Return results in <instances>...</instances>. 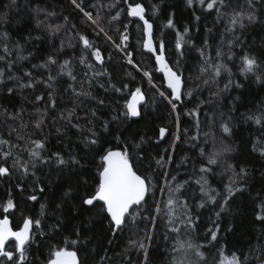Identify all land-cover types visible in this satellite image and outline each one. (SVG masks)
I'll use <instances>...</instances> for the list:
<instances>
[{
    "label": "trees",
    "instance_id": "1",
    "mask_svg": "<svg viewBox=\"0 0 264 264\" xmlns=\"http://www.w3.org/2000/svg\"><path fill=\"white\" fill-rule=\"evenodd\" d=\"M118 6L113 8L110 5L113 0H77L85 11L91 12L95 17L97 12L101 16L100 25L107 31L112 40L119 43V34L124 32V25H128L127 51L133 53L134 63L141 69L129 65L123 52L117 50L110 41H107L103 33L97 35L93 30L94 26L88 21L83 13L71 3V0H0V33L6 32L9 40L0 39V55L6 56V60L0 61V68L5 69L3 77L5 84L11 86L8 82V75L21 76L23 72L32 73L33 77L47 79L49 75L56 77L53 81V89L46 88L44 84L37 85L34 89H24L17 91L14 96H9L6 88L0 85L3 91H0V110L7 108L9 111H15L17 108H23L25 114L23 122L27 127H21L22 121L11 120L5 116H0V139H5L10 144L17 145L9 149L8 146L0 145V152L10 151L11 158L7 159V165L11 168L13 160L20 158L28 160V152L25 146L30 140L40 139L45 144L44 155L50 156L53 152H60L65 158L70 153L85 155V146L81 143L82 135L75 128H72L65 120L60 118L62 109H71L76 106V112L73 117V123H76V117H79V123L85 129L93 127L100 133L101 140L109 139L112 146L116 145L115 137L121 135V141L128 140V147L131 149L133 137L137 140L141 136L145 138L142 146L144 160L137 163L140 172L151 171V167L156 165L152 157H157L161 152H172L174 159L166 164L170 170L171 176L176 177V182L187 181L181 191L189 199V210L193 219L196 221L195 230L191 233H180L181 239L191 238L193 243L205 244L204 251L208 254L209 264L213 260V253L220 246H223L225 257H230L235 251L238 255L246 253L249 256L250 264H257V257L260 255V246L264 245V223L256 220V214L260 211L258 204L260 199H264V157H261L259 151H253L254 142L264 147V127L245 120L248 115H256L264 110V86L256 83L255 76L249 74L242 75L240 68L242 66L241 57L248 53L256 55L264 60V4L261 0H254L251 4V10L258 15L260 22L247 24L242 29L236 25L232 32H228L230 27L229 14L233 9L246 11L249 9L248 0H231L230 6L222 9L223 14H218L215 10H206L198 4L189 8L185 0H129V3H141L145 9L148 20L153 26V37L157 49L161 42L164 46V55L174 70L183 73L188 81V86L195 88L196 83L202 81L195 78L200 73V68L206 63L215 64L217 59L227 66L228 71H221V74L215 78L210 86H201L195 91L192 97L182 102H178V109L181 114L186 109H192L199 100L207 103L200 104L198 109L201 121V132H209V117H215L218 123L222 119H231V134L224 135L220 132L218 126L211 131L223 141V145L233 149L226 152L221 157V163L213 166L215 173L223 175L208 176L211 187L220 191L225 183L228 182L230 173H225V167L228 163L238 170L239 167H246L250 175L248 177L249 191L243 194H237L228 203L226 210L218 217L216 212L218 204L205 203L203 208H197L196 204L201 200L199 186L195 180L199 178L197 169L200 167L201 158L198 151L193 147V142L188 138L195 134L196 129L190 127L194 118L181 115V123L177 128L176 119L170 112V107L158 94L159 91H166L163 86L161 75L156 73V67L153 57L142 50L143 29L142 24L127 15L128 5L122 0H116ZM109 5V7H105ZM153 6L156 11L153 12ZM40 7L44 12L38 17L45 20V13H52L47 16L48 25H61L59 32L50 35L41 28H37L34 19L33 9ZM121 13L119 20L112 21L110 18ZM173 19L174 27H169L167 21L169 16ZM67 17V20H65ZM195 17H199L196 19ZM184 27H188V33L184 34ZM177 32L183 35L181 49H176ZM77 33L84 34L95 47L101 49L103 64H98L91 58V49H84L79 41ZM31 35L33 39L25 42L24 37ZM39 37V39H35ZM223 37V40H222ZM238 37V43L230 47L227 44L229 39ZM208 41L206 47H203L205 57L200 55V49ZM64 42L61 47V42ZM19 42L23 51L25 60H19L14 44ZM7 43L10 54L4 53L3 46ZM222 53L217 58V51ZM183 55H180V53ZM229 52L232 59L228 58ZM53 54L59 63L65 60L69 61V69L77 77L75 88L83 89L91 93V96H74L69 83H73L65 74H59L58 65L50 68H33V65L43 63L46 56ZM86 57L87 61L93 64L92 71L106 72V75L92 80L91 86L87 83L85 73L89 72L85 64L80 63V57ZM14 62L11 71H8L7 61ZM178 62V63H177ZM264 71V69H261ZM143 71H148L151 76V82L148 77L143 76ZM91 73L89 72V76ZM208 79V76H203ZM229 79L233 81L226 91L221 92L215 97H210V92L217 89H224ZM115 84L116 87H122L123 84L129 85V91L117 93L111 89L105 91L108 83ZM235 83H240V88L235 87ZM104 84L105 88L99 85ZM155 85V87H153ZM139 87L145 95V103L141 107L142 117L136 119L126 118L120 115L125 111L124 103L131 92ZM54 91L56 101L55 109H49L45 117L44 126L35 129L32 121L36 118L35 110H43L46 106L47 94ZM41 95L43 99L35 102V96ZM99 100L104 103L100 105ZM210 101V102H208ZM92 111L96 112V118L90 116ZM87 117V120L85 119ZM113 117L117 119L113 120ZM55 118V119H54ZM87 121H92L89 124ZM105 121L110 124L108 132H103L102 125ZM161 126H167L169 132L166 133L163 140L157 139L158 129ZM57 128L62 131L57 133ZM15 129V131H12ZM185 129H188V135H185ZM174 135L180 139L176 141L174 148L172 141ZM22 137V139H18ZM203 139V137H201ZM109 145L105 144L104 147ZM121 147L125 145L121 143ZM182 158L184 161L182 162ZM86 168L85 174L89 178L96 175V163L93 160V153L87 152L85 156ZM157 171H160L157 169ZM35 172V175H32ZM163 173L154 179H160L163 182ZM39 183L45 190L43 193L35 185ZM22 187H17V185ZM71 190L69 196L63 194L66 190ZM174 186V184H173ZM83 189L78 188L75 174L69 169H62L54 161L50 163H37L35 168L29 165V174L24 176L15 168L6 177H0V219L5 215L10 219L13 228H18L23 221L24 216L32 218L39 217L41 226L39 229L33 228L32 239L26 246V260L24 264H48L52 246L59 244L67 246L70 250L79 249L78 256L85 260V264H98L101 256L106 259L102 264H136L137 258L143 259V253L138 252L135 247L129 246V240H139L144 236L142 231L146 227V222L142 218L135 224H127L122 232L115 236L110 242L107 231V225L96 210L85 211L87 206L80 207V195ZM36 195L37 200H28V196ZM159 189H156V196L161 197ZM11 198L14 210L8 213L2 211V205ZM151 203V195L148 197ZM61 204L59 209L56 204ZM45 205L44 214L41 215V205ZM216 224L220 225L217 241L206 240L210 237V232L216 229ZM155 238L150 242L151 255L149 264H169L173 256L177 260L183 253H172L170 248L174 241H166L165 227L162 220L157 221ZM73 226H79L82 229L81 240L87 238L91 241L86 247L81 245H64L65 237L69 239V233ZM150 226V225H149ZM43 233V235H41ZM149 243V241H144ZM12 246H9L11 249ZM127 257V259H126ZM219 259L218 256L215 257ZM192 259H195L192 257Z\"/></svg>",
    "mask_w": 264,
    "mask_h": 264
},
{
    "label": "snow or ice",
    "instance_id": "2",
    "mask_svg": "<svg viewBox=\"0 0 264 264\" xmlns=\"http://www.w3.org/2000/svg\"><path fill=\"white\" fill-rule=\"evenodd\" d=\"M122 2L127 7V15L129 17H138L140 21H143V47L149 52H152L155 55L156 64L159 66L158 70L163 71L164 80L166 83V90H170L166 94V91H159V96L167 102V105L170 107V112L175 116L177 128H179L181 123V115L194 118V122L190 124V127H194L196 132L194 135L190 136L188 139L193 142V147L198 151V155L201 158L200 167L197 169L199 178L195 180V184L199 186V192L201 194V200L196 204L197 208H203L205 203H214L218 204V210L216 216L218 217L223 211L226 210V207L231 199H233L237 194H243L246 191H249L248 187V177L250 175L249 170L246 167H239L237 170L233 164L228 163L225 167V173H230L228 176V182L224 184L223 189L217 191V189L211 187L209 183L208 176L212 175H223L221 173H215L213 166L219 165L221 163V157L226 152H231L233 149L223 145V141L220 140L212 131V128L218 126L220 132L224 135L231 134V119H222L218 125L215 122V117H209V132H201V121L199 118V107L200 104L207 103L204 100H199L196 106L192 109H186L183 114L179 112L178 102L182 104L184 100L189 97H192L195 94V91L200 89L201 86H210L212 82H215V78L221 74V71H228L227 66L222 64L219 59L215 64L210 62L206 63L204 67L200 68L201 75L197 76L195 79L202 81L201 83H196L195 88L188 86V81L184 78L183 73L177 70H174L173 67H170L164 58V46L163 42L160 44L159 54H157V49L153 46V33H152V24L145 19V9L141 3H129V0H122ZM71 3L75 8L79 9L83 16L91 22V25L94 26L93 30L97 32V35L103 33L107 41H110L113 46L124 53L126 61L129 65L137 68L138 71L141 69L134 63L133 53L127 51V41L129 36L128 25L125 24L123 27L124 32L119 34V43H116L112 40V37L108 35L107 31L100 25L101 16L97 12L94 17L91 12L85 11L80 3H77V0H71ZM186 6L189 8L194 7V4L200 5L206 10H215L218 14H223L222 9H226L230 6L231 0H185ZM254 3V0H248L249 9L246 11H239L233 9L229 14V24L230 27L227 29L228 32H232L236 25H239L240 28H244L245 21L247 24H255L260 22L258 15L254 10H251V4ZM261 3L264 4V0H261ZM115 8L118 6L116 0H113V3L110 5ZM109 7V5H105ZM156 8L153 6V12L155 13ZM34 19L37 28L43 26V30L48 32L50 35L55 34L60 31L61 25H48L46 23L47 16L53 15L52 13H45V20H41L38 17L44 12V9L36 7L33 9ZM121 13L116 12L115 16H112L110 19L112 21L119 20ZM264 15V13H261ZM199 19V17H195ZM2 19V18H0ZM67 20V17H65ZM169 27H174L173 19L171 14L167 21ZM188 27H184V34L188 33ZM79 41L83 44L84 49H91V58L95 60L98 64H103V57L101 54V49L95 47L89 39L81 33H77ZM0 39L7 41L9 36L6 32L0 33ZM33 39L31 35L24 37L25 42ZM39 39V37H35ZM183 35L177 32V41L176 49L178 52L181 49V41ZM223 40V37H222ZM234 41L238 43V37H233L229 39L227 44L231 47L234 44ZM64 42H61V47H63ZM208 41L205 40V45L199 50L202 58L206 60L203 47H206ZM14 47L18 54L19 60H25L26 57L20 53L23 51V47L19 42L14 44ZM4 53L10 54V50L7 46V43L3 46ZM180 55H183L181 52ZM222 53L218 50L216 53L217 58L221 57ZM229 59H232V54L229 52ZM6 60V56L0 55V61ZM242 66L240 72L242 75L248 76L249 74L255 76L256 83L262 84L264 86V60H261L256 55H250L245 53L241 57ZM8 71H11V68L14 65V62L11 60L7 61ZM80 63L85 64L89 72H86L84 75L87 77V83L91 86L92 80L97 77L106 75V72H94L93 64L87 61L86 57H80ZM178 63V62H177ZM53 65H58L60 69L59 74H65L73 83L68 84V89L72 90L74 96H91V93L83 89V83L81 82V90L77 91L75 88V82L77 77L73 75L72 71L69 69V61L65 60L62 63L58 64L57 59L53 54L46 56L43 63L39 65H33V68H50ZM207 75L208 79H203V76ZM5 76V69L0 68V85H3L6 88V92L9 96H14L17 91H23L24 89H34L39 84H44L46 88L53 89V81L56 77L49 75L47 79H42L39 77H33L31 72L25 71L21 76L8 75V82L11 83V86H7L3 77ZM143 76L149 78L151 82V76L148 71H143ZM233 81L229 79L228 83L225 84L224 89H217L215 92H210V97H215L221 92L226 91L230 86H232ZM101 88H105L104 84L99 85ZM242 85L240 83H235L236 88H240ZM155 87V85H153ZM111 89L117 93L122 91H129V85L123 84L122 87H116L115 84L111 82L108 83L105 91ZM0 91H3L0 88ZM43 99L41 95L35 96V102H39ZM145 99L144 94L141 89L137 87L134 91L131 92V98L126 100L124 103L125 111L120 112L121 116L126 118L133 117H142V112L138 109L137 105ZM210 102V101H208ZM98 103L102 105L103 100H99ZM56 101L54 99V91H49L47 94L46 106L43 110L37 108L35 110L36 118L32 121L35 129H40L44 126L45 117L48 114L49 109H55ZM76 106L74 105L71 109H62L60 118L65 120L72 128H75L78 132L81 133L82 139L81 143L85 146V155L73 154L70 153L67 158H65L60 152H53L50 156L44 155L45 144L42 140H30L29 144L25 146V151L28 152L29 159L22 160L16 158L13 160L11 168L7 165V159L11 158L10 151L0 152V177H6L10 174L11 169L15 168L21 172L22 175L26 176L29 174V165L32 168H35L37 163L44 164L55 162L56 165L60 166L62 169H69L72 171L77 180L78 188L83 189L82 194L80 195V207L87 206L85 211L96 210V212L102 217L103 222L107 225V231L110 233L108 236L109 241L111 242L115 236L119 235L124 227L129 224H135L138 219L142 218L146 222V227L142 230L144 236L139 240H129V246L135 247L138 252L143 253V259L137 258L136 264H149V258L151 255V245L150 242L155 238V230L157 228V221L162 220L165 227V236L166 241L173 240L174 243L170 248L172 253H183L179 260L175 256L169 261V264H209L208 254L203 250L206 246L205 244H196L193 243L191 238L181 239L180 233L183 231L185 233H191L195 230L196 221L193 219L191 211L189 210V199L181 191L184 188L187 181L176 182V177L171 176V179H167L171 175L170 170L166 167L167 163H170L174 159V154L172 152H161L157 157H152L151 160H154L156 165L155 168H149L151 171L140 172L137 168V163H140L144 160L142 155L143 149L142 146L146 142L145 138L141 136L139 140L133 137L134 143H132L131 149L128 147L129 141H121V135H117L114 139L116 145L112 146V141L109 139L101 140L100 133L95 130L93 127L84 128L79 123V117H76L77 122L73 123V117L76 112ZM25 110L17 108L15 111H9L7 108L0 110V116H5L13 121L20 120L22 121L21 127H27V124L23 122V116ZM90 116L93 120L96 118V112L92 111ZM55 119V118H54ZM87 120V117H85ZM117 117H113V120ZM246 122L251 121L254 124L261 125L264 127V110H261L256 115H248L245 117ZM89 124L92 121H87ZM110 129V124L108 121H105L102 125L103 132H108ZM15 131V129H12ZM57 133H60L62 130L57 128ZM159 136L157 139L163 140L166 133L169 132L167 126H161L158 129ZM185 135H188V129H185ZM203 137V139L201 138ZM22 139V137H18ZM180 137L174 135L172 141V147L174 148L176 141ZM121 143L125 146L121 147ZM109 145L104 147V145ZM0 145L8 146L9 149L17 147V145L10 144L8 140L0 139ZM259 151L261 157H264V147L257 145L254 142L253 151ZM87 152L93 153V160L97 161L96 163V175L92 178H89L85 174L86 162L85 156ZM184 158H182V162ZM159 169L160 171H157ZM161 172L163 173V182L160 179H154L159 177ZM32 175H35V172H32ZM264 175V173H262ZM174 184V186H173ZM17 187H22L17 185ZM39 189L40 193L44 192V188L40 187L39 183L35 185ZM156 189H159L162 194L161 197L156 196ZM71 185H69V190L64 192V196L67 197L70 194ZM151 195L152 200L149 203L148 197ZM259 200L258 207L260 209L256 214V220L264 223V199ZM28 200L35 201L37 200L36 195L28 196ZM13 200L9 198L3 205L2 211L8 213L10 210L15 209ZM41 215L44 214L45 205H41ZM61 204H56V208L59 209ZM10 221L7 215L0 219V264H24L26 260V245L32 239L33 228L39 229L41 226V220L39 217L32 218L31 216H24L23 223L18 227L17 230L9 226ZM150 225V226H149ZM217 230H212L210 232V237H206V240L217 241L218 239V230L220 228L219 224H216ZM43 235V233H41ZM82 229L79 226H73V230L69 233L70 237H75L69 239L68 237L64 238V245H81L86 247L88 243H91L90 240L85 238L81 240ZM14 240V247L10 250L7 248L8 244ZM144 241H149L145 243ZM79 249L70 250L67 246H60L59 244L52 246L50 251V259L48 264H85V260L78 258ZM224 247L220 246L216 249V252L213 253V260L211 264H250L249 256L246 253H240L239 255L233 251L230 257H225ZM218 256L219 259L215 257ZM194 257L195 259H192ZM106 259L105 256L100 257L98 264ZM127 259V257H126ZM257 264H264V245L260 246V255L257 257Z\"/></svg>",
    "mask_w": 264,
    "mask_h": 264
},
{
    "label": "water",
    "instance_id": "3",
    "mask_svg": "<svg viewBox=\"0 0 264 264\" xmlns=\"http://www.w3.org/2000/svg\"><path fill=\"white\" fill-rule=\"evenodd\" d=\"M144 15H145V19L148 20V18H147V16H146V13H144ZM132 18L138 20V21L142 24V29H143V21H140L138 17H132ZM148 21L151 23L150 20H148ZM151 24H152V23H151ZM152 33H153V26H152ZM152 39H153V46H154V48L157 49L156 44H155V41H154V37H153V36H152ZM142 50H143V52H145L146 54H149V55H151V56L153 57V60H154V63H155V67H156V73L159 74V75H161L162 80H163V82H164V87H165V89H166V83H165V80H164V73H163V71L158 70V67H159V66L156 64L155 55H153L152 52H149V51H147L146 49H144V47H143V41H142ZM157 54H159V49H157ZM164 58H165V61L168 63V61H167L165 55H164ZM168 65H169V63H168ZM169 66H170V65H169ZM170 67H171V66H170ZM167 91L170 92V90H167ZM144 96H145V95H144ZM130 98H131V94H130V96L128 97L127 100H129ZM145 99H146V98H145ZM145 99H144L143 101H141V102L137 105V107H138V109H139L140 111H141V107H142V106L144 105V103H145ZM136 118H138V117H133L132 119H136ZM9 221H10V219H9ZM22 223H23V221L21 222L20 225H22ZM9 226L13 229V231H15V230L18 229V228H13L12 225H11V223H10ZM12 242H14V240H13ZM29 243H30V242H29ZM26 246H27V245H26ZM78 258H79V256H78Z\"/></svg>",
    "mask_w": 264,
    "mask_h": 264
},
{
    "label": "flooded vegetation",
    "instance_id": "4",
    "mask_svg": "<svg viewBox=\"0 0 264 264\" xmlns=\"http://www.w3.org/2000/svg\"><path fill=\"white\" fill-rule=\"evenodd\" d=\"M10 245H11L12 248H13V247H14V242H11V244H8V245H7V248H8V249H9V246H10ZM9 250H10V249H9Z\"/></svg>",
    "mask_w": 264,
    "mask_h": 264
},
{
    "label": "bare ground",
    "instance_id": "5",
    "mask_svg": "<svg viewBox=\"0 0 264 264\" xmlns=\"http://www.w3.org/2000/svg\"><path fill=\"white\" fill-rule=\"evenodd\" d=\"M163 86H164V82H163ZM165 88V87H164Z\"/></svg>",
    "mask_w": 264,
    "mask_h": 264
}]
</instances>
